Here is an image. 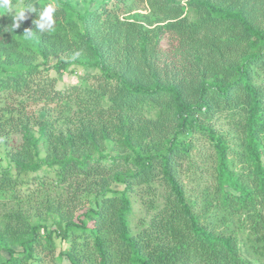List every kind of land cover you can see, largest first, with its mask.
Wrapping results in <instances>:
<instances>
[{
	"label": "trees",
	"instance_id": "16d2710c",
	"mask_svg": "<svg viewBox=\"0 0 264 264\" xmlns=\"http://www.w3.org/2000/svg\"><path fill=\"white\" fill-rule=\"evenodd\" d=\"M0 145V264H264V0L0 15Z\"/></svg>",
	"mask_w": 264,
	"mask_h": 264
},
{
	"label": "clouds",
	"instance_id": "9594fccd",
	"mask_svg": "<svg viewBox=\"0 0 264 264\" xmlns=\"http://www.w3.org/2000/svg\"><path fill=\"white\" fill-rule=\"evenodd\" d=\"M26 7L28 12L35 11V7L32 5H13L12 0H0V12H6L13 15L14 29L18 28L20 23L26 19ZM55 11L56 9L51 3L44 6L43 11L39 15V19L36 21V27L41 31L54 30L55 21L53 19V14Z\"/></svg>",
	"mask_w": 264,
	"mask_h": 264
},
{
	"label": "rangeland",
	"instance_id": "374dc122",
	"mask_svg": "<svg viewBox=\"0 0 264 264\" xmlns=\"http://www.w3.org/2000/svg\"><path fill=\"white\" fill-rule=\"evenodd\" d=\"M16 4H21L23 6L32 5L36 9V7L38 6V0H18L13 5H16ZM25 10H26V12H28L27 11V7H26ZM3 14H9V13L0 12V15H3ZM53 63H54V61H51L47 66L49 67ZM88 74L89 73H84L82 71H79L77 74H74V75H70V74H66V73H64V74H57L54 71H50V75L53 76V77H56L58 79L59 86H61V85L75 84V83L81 81L83 78H85ZM6 166H7V160L4 157L3 148L0 145V168H5ZM139 209H140V205H139L138 201H134L133 202V212H134V216L131 219L133 225H135V220H136L135 218L138 215Z\"/></svg>",
	"mask_w": 264,
	"mask_h": 264
}]
</instances>
